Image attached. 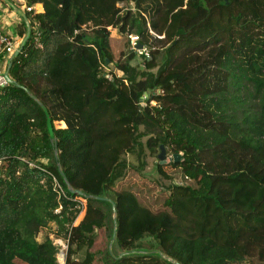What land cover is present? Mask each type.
I'll list each match as a JSON object with an SVG mask.
<instances>
[{"label":"trees","instance_id":"obj_1","mask_svg":"<svg viewBox=\"0 0 264 264\" xmlns=\"http://www.w3.org/2000/svg\"><path fill=\"white\" fill-rule=\"evenodd\" d=\"M24 11L30 35L0 87V264H60L55 239L64 264H91L95 228H113L111 203L93 196L114 203L118 254L264 262V0H25ZM133 32L149 51L143 70L133 51L114 60ZM141 125L193 182L172 183L157 209L115 188L123 159L108 167L93 153L95 133L115 129L133 134L132 150ZM99 259L172 264L107 248Z\"/></svg>","mask_w":264,"mask_h":264},{"label":"rangeland","instance_id":"obj_2","mask_svg":"<svg viewBox=\"0 0 264 264\" xmlns=\"http://www.w3.org/2000/svg\"><path fill=\"white\" fill-rule=\"evenodd\" d=\"M120 6H122L123 10L133 7L131 3H123L120 4ZM112 32L113 34H117L114 29ZM133 34L137 33L133 32ZM115 36L119 37L118 34ZM121 40V44L115 49L114 60L118 58L120 52L126 56L130 51H133L135 57L131 60V64L135 65L138 70H143L144 60L146 58L144 54L132 50L125 35L122 36ZM143 47L146 49V52H148V48L145 46ZM116 73L122 75L120 71H116ZM146 97L147 94H144L140 98L141 105H144L143 101ZM55 125H58V122H56ZM149 128L151 129V132L148 131V128L145 125L139 127L138 132L135 135L137 136V143L130 151H127V148L132 141L133 134L129 133L126 129L108 131L110 133L106 136H104V134L107 132L99 131L95 133L96 136L93 153L105 166L108 167H111L118 159H123L126 163V169L124 170V176L115 183V188L129 187L136 193L137 197L143 204L148 205L152 209H157L161 208L162 202L168 195L172 183L193 185V182L187 179L180 169L170 166L172 156L166 147L164 148L165 157L163 162H160L158 158L160 150L148 148L146 144L148 137L151 136L153 132L159 133V130L154 125H151ZM100 135L102 136V139L100 138ZM158 164L161 165L164 173L160 172L157 167ZM44 232L45 231L37 236L39 240L42 239ZM92 236L93 246L89 250L94 252L95 256L91 264L100 263V255L106 248L110 254H118L114 241L111 243V236L108 237L107 228H95ZM51 237L52 236H50V238ZM53 242L58 245V251L56 254L57 261L64 264L67 249L66 243L60 239H55ZM255 264H264V262L255 261Z\"/></svg>","mask_w":264,"mask_h":264},{"label":"water","instance_id":"obj_3","mask_svg":"<svg viewBox=\"0 0 264 264\" xmlns=\"http://www.w3.org/2000/svg\"><path fill=\"white\" fill-rule=\"evenodd\" d=\"M3 1L11 9H13L14 12H16L17 14H19L21 16V18H22V20H23V22L25 24V35L20 40V43H19L18 47L15 49V51L13 52V55H12V57H15V56H17L19 54L21 49L24 47V44H25L26 40L28 39V37L30 35V25H29V22H28V20L26 18V15H25V13L23 11H21L18 7H16L10 0H3ZM137 48L141 49L142 45L138 44ZM10 60L7 63V67H6L3 75H4V78L6 79L8 84H14V81L9 76V68L11 66ZM110 66H111L112 69H114L113 64H110ZM17 86L20 87V85H17ZM41 107L43 108V110L45 112V115H46V125H47V129H48L50 140L53 141L54 140V135H53L52 122H51L50 118L48 117V114H47L46 110L44 109V107L43 106H41ZM164 157H165L164 148L161 146L158 158L160 160H163ZM55 158H57V154L56 153H55ZM68 189L71 192H75L77 194H83L82 191H80V190H73L69 185H68ZM93 198H96V199H99V200H107V201H109L111 203V207H112V210H113V228H112V235H111V243H113V241L115 239V235H116V221H115L114 203L112 201H110L109 199L104 198V197L93 196ZM132 253H145V254L154 253V254H158L161 258L171 262L172 264H180L176 260H174V259H172V258H170V257H168V256L156 251V250H147V251L130 250V251L121 252V253H119L117 255H113V256H115L116 258H119V257H121L123 255H129V254H132Z\"/></svg>","mask_w":264,"mask_h":264},{"label":"crops","instance_id":"obj_4","mask_svg":"<svg viewBox=\"0 0 264 264\" xmlns=\"http://www.w3.org/2000/svg\"><path fill=\"white\" fill-rule=\"evenodd\" d=\"M10 1L25 13V0ZM31 7L36 12L42 11L41 4H34L31 5ZM21 21H23L21 16L14 12V10H11V8L3 0H0V32L12 36L18 44L20 43V40L18 39L17 34L15 32V26ZM5 63V57H0V70L5 67Z\"/></svg>","mask_w":264,"mask_h":264},{"label":"built area","instance_id":"obj_5","mask_svg":"<svg viewBox=\"0 0 264 264\" xmlns=\"http://www.w3.org/2000/svg\"><path fill=\"white\" fill-rule=\"evenodd\" d=\"M26 10L30 11V10H32V7L27 6ZM126 40H127L128 44L132 50H136L137 52L144 54V56L146 58L149 56V51L146 52V49L143 46L141 49L137 48V46L139 44L138 43L139 42V36L137 34H133V33L127 34ZM18 45L19 44L16 43V41L13 39L12 36L0 32V54H4V57L6 60L5 67L0 70V87L6 86L8 84L6 79L4 78L3 73L7 67L8 61L12 58L13 52L18 47ZM0 163H1V160H0ZM60 264H62V263L60 262Z\"/></svg>","mask_w":264,"mask_h":264}]
</instances>
